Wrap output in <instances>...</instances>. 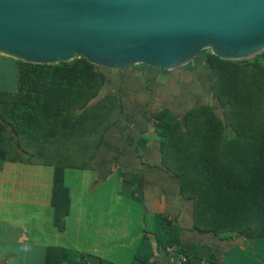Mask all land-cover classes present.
Returning <instances> with one entry per match:
<instances>
[{
  "label": "trees",
  "instance_id": "1",
  "mask_svg": "<svg viewBox=\"0 0 264 264\" xmlns=\"http://www.w3.org/2000/svg\"><path fill=\"white\" fill-rule=\"evenodd\" d=\"M198 56L211 70L221 111L196 104L180 116L155 113L163 163L179 178L181 195L193 201L196 230L264 236V51L242 60L208 49ZM10 59L14 85L0 90V169L6 161L52 166L53 223L62 230L70 207L65 170L91 168L123 105L107 93L111 69L83 56L55 65ZM141 65L147 66H135ZM166 236L164 249L175 242L186 254L172 233ZM66 253L49 247L46 264Z\"/></svg>",
  "mask_w": 264,
  "mask_h": 264
},
{
  "label": "crops",
  "instance_id": "2",
  "mask_svg": "<svg viewBox=\"0 0 264 264\" xmlns=\"http://www.w3.org/2000/svg\"><path fill=\"white\" fill-rule=\"evenodd\" d=\"M107 76V93L119 96L123 109L91 168L76 169L73 188L67 178L75 169L65 170L70 207L62 230L53 223L52 166L6 161L0 169V264H46L51 246L67 251L55 264H167V233L188 264H264V236L196 230L193 201L181 195L179 178L163 163L155 113L169 109L180 116L191 105L216 100L203 57L173 70L141 65ZM117 196L136 205H116Z\"/></svg>",
  "mask_w": 264,
  "mask_h": 264
},
{
  "label": "water",
  "instance_id": "3",
  "mask_svg": "<svg viewBox=\"0 0 264 264\" xmlns=\"http://www.w3.org/2000/svg\"><path fill=\"white\" fill-rule=\"evenodd\" d=\"M207 49L263 52L264 0H0V56L26 63L173 70Z\"/></svg>",
  "mask_w": 264,
  "mask_h": 264
},
{
  "label": "rangeland",
  "instance_id": "4",
  "mask_svg": "<svg viewBox=\"0 0 264 264\" xmlns=\"http://www.w3.org/2000/svg\"><path fill=\"white\" fill-rule=\"evenodd\" d=\"M137 65H139V64H137ZM13 66H14L13 60H11L8 57L0 56V90H5V91L9 90L10 91L11 88L13 87V85H14V74H15V70H14ZM201 74H204V72L202 71ZM197 82H198L197 86L201 87V83H204L205 81L201 77H199ZM179 86L180 85H178V87ZM172 88H175V86L173 85ZM184 88H186V86H184ZM191 89L192 88L190 86L187 87V92L190 91ZM161 97H162V99L165 98L166 94H164ZM161 97L159 96V99H161ZM209 103L212 107L216 108L217 113H220L221 108L219 107L216 100L211 99V100H209ZM180 107L183 108L184 105H181ZM175 109H177V108L175 107ZM70 171L68 172L67 184H69V186L73 188L74 187L73 186L74 185V173H76V169L70 170ZM122 200L125 201V203H123ZM116 205L135 206L136 204H135V202L132 201V199L130 197L127 198V196H122V198L119 199V196H117ZM69 237L71 238V235H69Z\"/></svg>",
  "mask_w": 264,
  "mask_h": 264
},
{
  "label": "built area",
  "instance_id": "5",
  "mask_svg": "<svg viewBox=\"0 0 264 264\" xmlns=\"http://www.w3.org/2000/svg\"><path fill=\"white\" fill-rule=\"evenodd\" d=\"M164 251L167 264H187L189 261L187 255L181 252L179 245L175 242L166 245ZM198 264H208V262L203 259Z\"/></svg>",
  "mask_w": 264,
  "mask_h": 264
}]
</instances>
